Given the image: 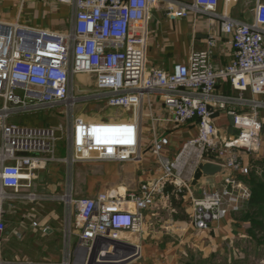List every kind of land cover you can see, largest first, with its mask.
I'll list each match as a JSON object with an SVG mask.
<instances>
[{"label": "built area", "instance_id": "2783aa9c", "mask_svg": "<svg viewBox=\"0 0 264 264\" xmlns=\"http://www.w3.org/2000/svg\"><path fill=\"white\" fill-rule=\"evenodd\" d=\"M19 1L21 9L26 0ZM52 1L70 12L65 30L21 23L20 14L15 19L0 18V239L6 206L12 202L60 200L74 209L67 235L68 240L72 235L76 239L73 255L86 249L80 264H86L98 237L122 245L102 244L94 264L107 260L125 264L139 257V247L130 237L142 232L145 211L159 200L184 196L190 203V224L198 231L238 212L250 198L241 183L249 171V157L264 156V116L260 115L264 111V2L254 0L253 20L244 22L217 13L218 0H164L170 21L190 13L218 20L231 49L230 62L215 66L211 58L217 37L211 35L205 49L192 50L185 62L167 71L149 66L146 60L149 13L160 0ZM221 81H227L234 92L252 97L216 94ZM92 99H105L107 106L131 113L94 120L75 117V103ZM225 103L243 106L241 111L227 112L233 115V134L216 124L217 108ZM61 104L68 117L64 155H58L55 128L9 122L18 113ZM182 128L188 135L179 144ZM122 140L130 142H117ZM144 154L154 156L156 165L145 167L138 186L122 194L107 188L94 196L74 197L70 186L61 196L29 191L36 171L54 162L142 164ZM204 163L219 166L220 171L211 176L220 179L204 184L210 176H202L192 185ZM32 226L38 223L33 221ZM126 244L134 249L129 251ZM105 253L110 257L100 259ZM68 257L58 264H71L73 256ZM0 264L56 263L0 260Z\"/></svg>", "mask_w": 264, "mask_h": 264}, {"label": "crops", "instance_id": "0c3cea01", "mask_svg": "<svg viewBox=\"0 0 264 264\" xmlns=\"http://www.w3.org/2000/svg\"><path fill=\"white\" fill-rule=\"evenodd\" d=\"M179 1L192 2V0ZM261 1L264 2V0ZM254 3V0H218L216 12L219 14L225 13L240 21L251 22L253 20ZM211 35L217 37L216 48L213 50L211 58L212 62L215 66H224L230 62L231 49L226 42V36L219 30L218 20L210 18L203 13H190L186 18L170 21L165 14L164 0H160L151 8L149 13L146 47L147 64L171 71L176 63L185 62L192 50L205 49L207 39ZM214 92L221 95L252 97L248 92L243 94L234 92L227 81H221ZM231 109L238 112L243 109V106H240L239 103H225L223 108H217L216 124L220 128L227 129V132L229 127L227 112ZM260 115L264 116L263 110ZM161 130L160 127L157 128L159 133ZM262 137L264 152V128ZM61 151L64 155V150L62 149ZM55 163L57 162L48 165L44 170L36 171V176L29 191L45 195L61 194V191H64L62 193L64 195L68 192L70 186L73 195V183L71 185L70 181L69 184L68 180L73 177L74 165L70 166L63 162L65 164L64 174H61L59 173V165ZM144 166L148 167V165ZM124 168L127 169L128 173L121 178ZM144 168L142 167L136 171L128 165L119 166L117 175L120 177V182L110 184V187H106L103 190L114 188L118 189L119 193L122 194L126 189L136 188L139 181L144 178L142 172ZM211 177L213 178L211 179ZM209 179L206 184H212L219 180L220 175L210 176ZM159 201L167 202L164 200ZM34 204L41 206H28ZM174 207L150 206L145 211L142 232L130 237L132 244L139 247L140 255L125 262V264H207V262L217 264L219 261L230 264L236 261L238 257H243L241 244H251L253 241L259 244L258 242H260V239L255 234L258 231L252 233L249 231L251 228L250 221L241 218L240 215L235 216L240 210L227 215L223 221L220 220L213 224L208 230L198 231L190 224V209L184 210L187 216L184 219L162 217V209L170 212ZM72 216L74 218V209L68 208L60 200L43 199L35 202L28 200L12 202V206H6L4 215L6 226L3 235L7 233L8 223L13 222L16 233H19L20 230L25 235L27 228H29L35 234L39 229L44 233L42 235L44 237L43 240L51 245L42 255L43 257H40L42 261L38 259L32 260L27 255L14 254L5 256L1 249L0 260H29L32 262L58 264L66 262L69 255L73 256L71 264L77 258L81 260V256L73 255L76 245L75 237L73 238L74 242H72V236L68 240L67 227L69 220L71 222L73 220ZM32 220L37 222L38 226H32ZM230 248L231 250L228 251ZM118 255L115 254L114 256L118 258ZM102 264L108 263L104 261Z\"/></svg>", "mask_w": 264, "mask_h": 264}, {"label": "rangeland", "instance_id": "374dc122", "mask_svg": "<svg viewBox=\"0 0 264 264\" xmlns=\"http://www.w3.org/2000/svg\"><path fill=\"white\" fill-rule=\"evenodd\" d=\"M20 11V12H19ZM20 14V15H19ZM19 15L21 23H26L33 26L47 27L49 29L55 30H65L68 25V18L70 17V12L64 5H55L52 0H26L20 9L19 0H0V18L1 19H15ZM0 99V105H1ZM131 111L122 107H111L106 105L105 99H92L87 101H77L74 106V116H81L85 120L94 119H107L112 118L117 115L128 116ZM9 122L26 127H53L55 128V135L58 137V155H63V143H64V132L68 124L67 109L66 106L56 105L52 108H40L36 110L24 111L13 115L10 117ZM61 126V128H59ZM181 136L178 135L177 142H180L186 138L188 135L185 129H181ZM146 133L144 135L146 136ZM177 143V144H178ZM147 141L143 142V150L146 149ZM65 154V152H64ZM264 159V156H251L248 160L249 171L248 174L241 178V183L246 186L251 196V185L255 182H261L264 184V172L262 170L263 166L257 160ZM58 166L59 173L64 174L65 164L63 162L55 163ZM130 166L136 171L140 170L144 165L148 167L156 165V158L149 154H144V162L141 163H98V164H74L73 177L68 180L69 184L73 183V196L74 197H84L91 196L92 194L103 191L104 188L110 187V184H117L120 182V177L127 175V169H123L122 175L119 177L117 175L119 166ZM116 174V175H115ZM213 177H211L212 179ZM254 178V181H253ZM209 177L205 178L204 183H208ZM51 181V180H50ZM252 181V182H251ZM42 184V183H41ZM200 186H197L195 190L197 191ZM57 193L55 195L61 196ZM197 193V192H196ZM174 202V204H173ZM28 206H41V205H28ZM47 206V205H44ZM155 206H175L170 212L166 209L161 210L162 217L184 219L186 218V212L184 210L190 209V203L188 200L181 195H175L173 198L167 200L166 203L158 201ZM263 207L262 216H253L255 210ZM160 211V210H159ZM251 214V217L256 220H262L264 222V203L257 204L255 206L249 207L247 202L242 204V207L235 216H245V214ZM233 217V216H232ZM73 219V216H72ZM244 219V218H243ZM224 219H222L223 221ZM34 221V220H32ZM30 222V221H29ZM7 233L3 235L0 240V249L3 255H27L28 258L38 259L43 257L44 252L48 250L51 245L47 244L43 239L44 235L41 230L38 229L35 234L32 233L29 228L24 234L19 230V233L15 232L13 222H9L7 225ZM257 238L260 239L259 244L256 242H251V244L244 243L241 244L243 250V257H238L236 261L230 264H264V231L255 233ZM74 236L72 235V242H74ZM73 244V243H72ZM50 249V248H49ZM228 249V251H230ZM49 255V254H48ZM42 261V260H40ZM206 262V261H205ZM207 264H210L207 262ZM217 264H226L224 261H219Z\"/></svg>", "mask_w": 264, "mask_h": 264}, {"label": "water", "instance_id": "95a60500", "mask_svg": "<svg viewBox=\"0 0 264 264\" xmlns=\"http://www.w3.org/2000/svg\"><path fill=\"white\" fill-rule=\"evenodd\" d=\"M227 119H228V134H233L234 133V128H233V115L232 114H227ZM220 171V167L211 163H204L199 165L197 168L193 180H192V185H196L197 181L202 177V176H211L214 175L216 172ZM107 245V246H115V247H120L122 244L121 242L111 240L108 238H103V237H98L94 240L91 249L89 251V254L86 259V264H94L97 258L98 251L101 247V245ZM129 251H132L134 249V246L131 244H126L125 245ZM86 249L84 250H79L78 256H81L85 254ZM110 255L108 253L102 254L99 256L100 259H107L109 258ZM82 259V258H81ZM84 259H82L83 261ZM78 261V262H77ZM81 260L77 258L75 260V264H80Z\"/></svg>", "mask_w": 264, "mask_h": 264}, {"label": "trees", "instance_id": "16d2710c", "mask_svg": "<svg viewBox=\"0 0 264 264\" xmlns=\"http://www.w3.org/2000/svg\"><path fill=\"white\" fill-rule=\"evenodd\" d=\"M258 163L263 166L262 170L264 172V159L257 160V164ZM253 181H254V178H253ZM251 192H252V194H251L249 200L247 201V204L249 207L264 203V184L263 183H261V182L253 183L251 185ZM171 198H173V196ZM173 204H174V202H173ZM255 211L256 212H254L252 217L255 215H256V217L260 216V215L262 216L263 207L261 206V208H258ZM252 217H251L250 213L245 214V216H243V215L241 216V218H244L245 220L250 221L251 228L249 231L251 233L254 231H258V232L264 231V222H262V220H256L255 218L253 219Z\"/></svg>", "mask_w": 264, "mask_h": 264}, {"label": "snow or ice", "instance_id": "6c2138e0", "mask_svg": "<svg viewBox=\"0 0 264 264\" xmlns=\"http://www.w3.org/2000/svg\"><path fill=\"white\" fill-rule=\"evenodd\" d=\"M117 142H121V143H123V142H130V141H123V140H122V141H117Z\"/></svg>", "mask_w": 264, "mask_h": 264}, {"label": "bare ground", "instance_id": "6f19581e", "mask_svg": "<svg viewBox=\"0 0 264 264\" xmlns=\"http://www.w3.org/2000/svg\"><path fill=\"white\" fill-rule=\"evenodd\" d=\"M119 258V257H118ZM117 260V259H116ZM108 261V260H107ZM111 262V261H110ZM117 263V262H116Z\"/></svg>", "mask_w": 264, "mask_h": 264}]
</instances>
